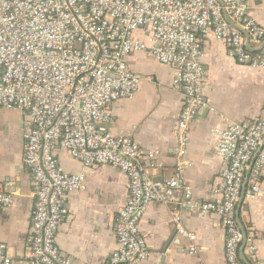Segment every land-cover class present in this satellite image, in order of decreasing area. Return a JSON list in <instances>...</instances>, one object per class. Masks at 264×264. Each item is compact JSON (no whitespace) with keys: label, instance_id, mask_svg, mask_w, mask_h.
I'll list each match as a JSON object with an SVG mask.
<instances>
[{"label":"built area","instance_id":"2783aa9c","mask_svg":"<svg viewBox=\"0 0 264 264\" xmlns=\"http://www.w3.org/2000/svg\"><path fill=\"white\" fill-rule=\"evenodd\" d=\"M209 38L222 41L239 65L264 67V27L250 0H0V109L24 116L23 162L35 195L29 264H76L58 246V230L70 217V195L87 189L86 170L105 165L129 179L114 225L117 245L106 264L147 261L151 251L140 223L152 203H175L182 189L190 211L220 217L226 263L247 264L248 236L238 211L262 188L264 114L213 128L223 166L212 200H195L184 185L190 128L209 108L202 61ZM139 52L174 67L173 85L183 93L171 174L158 151L110 129L114 103L140 88L129 62ZM61 152L85 170H67ZM157 168L164 172L160 181L151 173ZM13 203L10 191H0V211ZM175 222L196 253L197 235L183 228L180 214ZM0 264H13L3 242Z\"/></svg>","mask_w":264,"mask_h":264},{"label":"crops","instance_id":"0c3cea01","mask_svg":"<svg viewBox=\"0 0 264 264\" xmlns=\"http://www.w3.org/2000/svg\"><path fill=\"white\" fill-rule=\"evenodd\" d=\"M251 14L264 27V0H250ZM202 61L207 76L204 109L190 128L184 185L199 202L214 198L223 163L216 149L213 128L226 120L256 119L264 114V67L239 65L224 43L214 38L203 44ZM132 70L141 77L134 96L114 103L110 129L136 140L142 147L158 151V161L171 174L177 144V122L183 106L182 90L174 87V67L139 52L131 56ZM24 116L18 110L0 109V191L14 196L11 207L0 211V242L7 245L13 264H29L30 226L35 203L32 177L24 166ZM60 161L69 171L85 170L67 152ZM87 189L70 195V217L57 234L60 249L76 264H106L116 248L114 225L129 193V179L109 165L87 169ZM160 181L163 170L151 171ZM182 189L172 204L152 203L140 223L151 256L143 264H227L225 231L218 215L190 211ZM183 228L197 235L198 251L190 253V240L179 235L175 216ZM248 244L242 252L247 264H264V180L260 193L245 199L238 211ZM181 238L180 243L175 242ZM254 247L249 250L248 245Z\"/></svg>","mask_w":264,"mask_h":264},{"label":"water","instance_id":"95a60500","mask_svg":"<svg viewBox=\"0 0 264 264\" xmlns=\"http://www.w3.org/2000/svg\"><path fill=\"white\" fill-rule=\"evenodd\" d=\"M243 201V200H242ZM242 203V202H241ZM242 252H243V249H242Z\"/></svg>","mask_w":264,"mask_h":264}]
</instances>
